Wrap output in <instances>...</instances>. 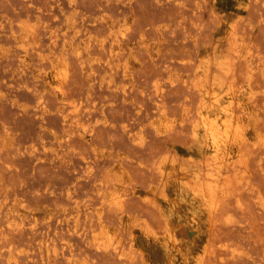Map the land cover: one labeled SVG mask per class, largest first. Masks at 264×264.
I'll return each instance as SVG.
<instances>
[{
    "label": "rangeland",
    "instance_id": "1",
    "mask_svg": "<svg viewBox=\"0 0 264 264\" xmlns=\"http://www.w3.org/2000/svg\"><path fill=\"white\" fill-rule=\"evenodd\" d=\"M0 264H264V0H0Z\"/></svg>",
    "mask_w": 264,
    "mask_h": 264
},
{
    "label": "bare ground",
    "instance_id": "2",
    "mask_svg": "<svg viewBox=\"0 0 264 264\" xmlns=\"http://www.w3.org/2000/svg\"><path fill=\"white\" fill-rule=\"evenodd\" d=\"M116 40H114L115 42ZM57 65V64H56ZM60 66V65H59ZM55 67V66H54ZM64 67V66H63ZM58 68V67H57ZM56 68V69H57ZM54 68V71L51 72L53 73L50 77V84L51 87L56 90L57 92H60L61 89V83L63 82V76H64V70L63 68L60 70H56ZM66 72V71H65ZM51 74V73H50ZM49 74V76H50ZM66 74V73H65ZM65 81V80H64ZM64 86V85H63ZM62 86V87H63ZM64 90V89H63ZM159 90V88H158ZM157 90V91H158ZM160 91V90H159ZM160 93V92H159ZM62 94V93H61ZM161 94V93H160ZM214 103H217V99L213 100ZM201 128L204 132L205 138L207 142L209 141L212 150L215 152L216 155L219 154H227L230 152L232 149H237V150H243L244 146L248 145L247 143H244L246 145L242 146V143L245 142V132H246V125L242 124L240 120L235 117L233 114L230 115V117L226 118L221 116L218 113H215L214 116L209 115L208 112L203 114L201 116ZM248 123V122H246ZM200 124V123H199ZM251 126V125H250ZM169 127V126H167ZM249 127V125L247 126ZM162 128V127H161ZM249 133V132H248ZM251 143V142H250ZM253 143V142H252ZM205 144V143H204ZM251 145V144H250ZM250 145H248L250 147ZM243 147L242 149L240 148ZM254 146V145H252ZM206 147V146H205ZM208 147V146H207ZM247 148V147H246ZM245 150V149H244ZM233 153V152H232ZM243 154V153H242ZM235 155V154H234ZM245 154H243L244 156ZM242 156V155H240ZM227 158V157H226ZM231 158V157H230ZM233 162V161H232ZM234 164V163H233ZM232 164V165H233ZM231 165V166H232ZM228 166V165H226ZM233 167V166H232ZM231 167V168H232ZM238 167L237 165L234 167L236 169ZM221 169V168H220ZM233 170V168H232ZM236 171V170H235ZM122 196V195H121ZM122 198V197H121ZM198 198L203 202L204 205L210 206L213 198L211 192L205 191L202 194H198ZM110 199V198H109ZM123 200V199H122ZM121 203L120 196L115 197L113 200L110 201V204L113 207H118ZM123 205V204H122ZM100 233V232H99ZM104 233V232H103ZM102 235V234H101ZM104 235V234H103ZM98 237V238H97ZM103 236H96V243L99 246H104L105 248L111 247L113 250H120L122 249V245L117 242H112L110 237L105 236L106 239H102ZM120 242V241H119ZM120 248V249H119ZM52 252V251H51ZM53 255V254H52ZM55 256V255H54Z\"/></svg>",
    "mask_w": 264,
    "mask_h": 264
}]
</instances>
